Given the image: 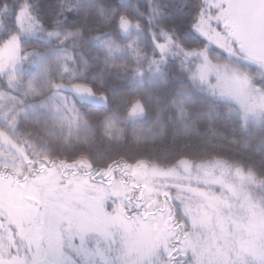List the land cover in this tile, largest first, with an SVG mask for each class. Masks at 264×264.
Returning <instances> with one entry per match:
<instances>
[{
  "label": "snow or ice",
  "instance_id": "snow-or-ice-1",
  "mask_svg": "<svg viewBox=\"0 0 264 264\" xmlns=\"http://www.w3.org/2000/svg\"><path fill=\"white\" fill-rule=\"evenodd\" d=\"M144 4L0 0V264H264V0Z\"/></svg>",
  "mask_w": 264,
  "mask_h": 264
},
{
  "label": "rangeland",
  "instance_id": "rangeland-1",
  "mask_svg": "<svg viewBox=\"0 0 264 264\" xmlns=\"http://www.w3.org/2000/svg\"><path fill=\"white\" fill-rule=\"evenodd\" d=\"M20 190L12 188L8 191L7 197H6V203L8 210L10 212V215L14 217H20L22 214V208L19 203H17L19 196H20ZM0 198L3 197V193H0ZM31 231V230H29ZM26 238L28 239V242L31 244L35 242L37 244L36 251L40 253L41 259L43 260H53V257L48 255H43L41 250L39 249V237L36 232H33L31 236H28L27 233L25 234ZM23 241V240H22ZM7 245L6 243H3ZM6 247V246H5ZM8 248V247H6ZM100 251L103 253L104 257L108 261V264H120V252L118 249V245L111 244L109 241H100L99 245ZM93 249H95V245H93ZM5 250L0 248V252ZM37 253V254H38ZM81 264H87L85 261H81ZM89 264H104V261H102L100 255H92L89 258Z\"/></svg>",
  "mask_w": 264,
  "mask_h": 264
},
{
  "label": "trees",
  "instance_id": "trees-1",
  "mask_svg": "<svg viewBox=\"0 0 264 264\" xmlns=\"http://www.w3.org/2000/svg\"><path fill=\"white\" fill-rule=\"evenodd\" d=\"M141 4L142 6L144 7V10L145 12L147 11V6L146 4H144V0H141ZM145 27H147V24L145 23ZM31 131V129H30ZM154 131H158L157 130H154ZM35 135V133H33ZM145 135H148L150 136L151 133H145ZM68 136H71L73 138V140H76L77 138H79L80 142H81V145L83 146L86 142L84 141V133H77L75 130L71 131V132H67L66 133V137L65 139H67ZM97 136L99 137L100 136V133L98 132L97 133ZM129 136H131V134H129ZM99 141H97L98 143ZM132 145L129 144L128 147H131ZM50 147H52L54 150H59L61 152L64 151V146L62 144H60L59 142L53 140L51 143H50ZM121 147H124L123 143L121 142L120 144H113V148H121Z\"/></svg>",
  "mask_w": 264,
  "mask_h": 264
},
{
  "label": "flooded vegetation",
  "instance_id": "flooded-vegetation-1",
  "mask_svg": "<svg viewBox=\"0 0 264 264\" xmlns=\"http://www.w3.org/2000/svg\"><path fill=\"white\" fill-rule=\"evenodd\" d=\"M0 239H3V241H4L3 243L7 244V245L2 244V246H0V248H2V249L5 248V250L0 252V255H6V249H7L6 247H9V243H8V239L9 238L8 237H4L3 234H0ZM18 243L20 244V252H19L18 255L21 258H23L26 245H25V243L22 240L18 241ZM37 253H38L37 251H34L32 253L33 260L37 261V264H45L46 261L49 262V264H51V262L53 261V260H44V259L42 260L40 258L41 257L40 253H38V254Z\"/></svg>",
  "mask_w": 264,
  "mask_h": 264
}]
</instances>
